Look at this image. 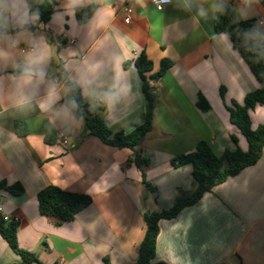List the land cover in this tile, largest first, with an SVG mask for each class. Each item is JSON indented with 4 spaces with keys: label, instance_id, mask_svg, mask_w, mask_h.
Here are the masks:
<instances>
[{
    "label": "crops",
    "instance_id": "crops-1",
    "mask_svg": "<svg viewBox=\"0 0 264 264\" xmlns=\"http://www.w3.org/2000/svg\"><path fill=\"white\" fill-rule=\"evenodd\" d=\"M40 1L43 10L53 9L50 20L33 16L26 29L18 30L15 47L0 41L5 86L0 184L25 188L14 195L0 187V220L19 218L18 246L39 260L27 264H136L146 234L145 212L168 209L181 193L194 190L192 165L175 167L172 160L194 151L200 141L219 156L237 146L248 150L227 107L243 104L259 82L228 36L214 29L212 6L225 0H171L163 9L151 0H133L130 23L124 21L123 5L111 0ZM0 3L7 7L10 0ZM89 5L96 6L93 16L79 24L76 9ZM232 5L236 11L240 0ZM201 7L206 18L198 14ZM260 17L261 2L253 19ZM34 48H43L47 57L37 66L45 79L38 88L25 89L32 103L17 106L9 94ZM142 53L153 62L147 74L153 76L151 129L136 150L107 145L88 135L84 121L64 104L65 77L101 109L113 132L129 133L147 119L143 81L134 65ZM164 59L172 65L157 77ZM49 86L56 89L55 100L41 109ZM200 95L209 110L198 107ZM250 116L252 129L263 125L264 106L257 105ZM16 120L25 121L26 136L17 135ZM62 132L68 134L67 144L58 138ZM136 152L148 160L143 170L133 162ZM49 185L86 194L91 204L74 220L60 223L39 210L37 195ZM21 262L0 234V263ZM159 262L264 264V147L255 164L213 186L175 218L159 222L153 263Z\"/></svg>",
    "mask_w": 264,
    "mask_h": 264
},
{
    "label": "trees",
    "instance_id": "trees-1",
    "mask_svg": "<svg viewBox=\"0 0 264 264\" xmlns=\"http://www.w3.org/2000/svg\"><path fill=\"white\" fill-rule=\"evenodd\" d=\"M260 2L264 5V0H260ZM32 7L38 10L40 21L48 22L50 20L53 9L43 10L40 0H34ZM95 10V5L77 8L76 17L79 24L88 22ZM235 15L236 11L233 5L227 4L225 13L215 12L214 29L217 33H224L228 36L233 47L241 54L259 82V87L246 95L243 104L233 103L231 107H227L230 112L231 123L239 128L247 139L248 150L243 151L237 146L235 150H226L219 156L209 143L200 141L194 151L180 155L172 160V164L175 167L187 164L192 165L194 190L190 194L181 193L168 209L145 212L146 234L139 247V257L136 264H154L159 236V222L162 219L175 218L183 208L198 202L213 186L225 181L229 176L238 174L245 167L255 164L262 155L264 124L257 129H252L250 111L257 105L264 106V43L254 44L245 40L243 31L250 28L255 19L236 22ZM134 65L143 81V91L147 103V119L144 125L129 133L113 132L102 116L101 109L87 102L79 85L67 77H65L67 92L63 98L64 104L73 111L75 117L84 121L88 135L98 137L107 145L132 150H136L139 147L143 138L151 129L154 108V96L149 85V80L153 76H147L153 69V62L142 53L135 60ZM171 65V60H162L160 69L155 76L158 77L164 74ZM221 94L223 93L221 92ZM197 105L203 111L210 109V105L203 95L199 96ZM15 130L20 137L28 134L27 125L23 120L15 121ZM232 140L238 145L236 137H232ZM133 162L142 170L148 164V160L138 152H136ZM0 187H6V184L1 183ZM6 188L14 195H19L25 190L20 183ZM150 188L154 190L153 187ZM37 199L40 213L54 217L60 223L74 220L79 212L91 204L90 196L66 191L55 185H49L42 189L38 193ZM17 232V223L6 222L3 218L0 220V234L11 249L21 256L22 262L19 264L39 263L38 257L34 253L19 248Z\"/></svg>",
    "mask_w": 264,
    "mask_h": 264
},
{
    "label": "clouds",
    "instance_id": "clouds-1",
    "mask_svg": "<svg viewBox=\"0 0 264 264\" xmlns=\"http://www.w3.org/2000/svg\"><path fill=\"white\" fill-rule=\"evenodd\" d=\"M34 0H10V4L5 7L0 3V41L4 44H10L13 47L20 43L18 39L19 29H26L33 16L38 18V10L33 9ZM70 4H75L76 0H68ZM260 0H240V7L236 10V22L241 20L247 21L253 19L257 14V6ZM215 12L225 13L227 11L226 0L224 3L215 4L212 6ZM200 17L206 18L208 12L201 7L198 11ZM245 40L254 44L264 43V17L255 19L253 25L243 31ZM4 52L0 50V58H3ZM47 59L43 48H34L26 56L27 67L23 72L15 77V83L9 98L14 101L17 106H26L32 103V97L25 89L39 85L45 79V71L43 68L37 70V66L44 64ZM4 82L0 80V100L4 99L3 89ZM56 97V89L54 86H49L45 97L39 107L45 109Z\"/></svg>",
    "mask_w": 264,
    "mask_h": 264
},
{
    "label": "built area",
    "instance_id": "built-area-1",
    "mask_svg": "<svg viewBox=\"0 0 264 264\" xmlns=\"http://www.w3.org/2000/svg\"><path fill=\"white\" fill-rule=\"evenodd\" d=\"M114 3H121L123 5L124 10V21L126 23H130L133 20L134 7L133 0H111ZM152 4L155 5L158 9H163L166 5H168L171 0H151ZM234 0H226L227 4H232ZM59 140L62 143L67 144L69 142V137L67 133H60L58 135ZM3 220L6 222L18 223L19 218L17 216L4 215Z\"/></svg>",
    "mask_w": 264,
    "mask_h": 264
},
{
    "label": "water",
    "instance_id": "water-1",
    "mask_svg": "<svg viewBox=\"0 0 264 264\" xmlns=\"http://www.w3.org/2000/svg\"><path fill=\"white\" fill-rule=\"evenodd\" d=\"M155 264H164L163 262L155 263Z\"/></svg>",
    "mask_w": 264,
    "mask_h": 264
}]
</instances>
